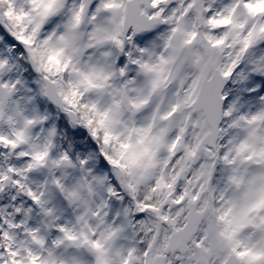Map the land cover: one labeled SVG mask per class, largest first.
<instances>
[{
  "label": "snow or ice",
  "instance_id": "snow-or-ice-1",
  "mask_svg": "<svg viewBox=\"0 0 264 264\" xmlns=\"http://www.w3.org/2000/svg\"><path fill=\"white\" fill-rule=\"evenodd\" d=\"M0 264H264V0H0Z\"/></svg>",
  "mask_w": 264,
  "mask_h": 264
}]
</instances>
